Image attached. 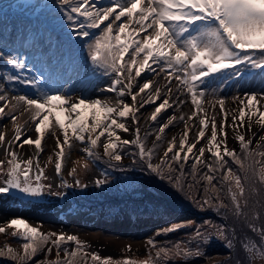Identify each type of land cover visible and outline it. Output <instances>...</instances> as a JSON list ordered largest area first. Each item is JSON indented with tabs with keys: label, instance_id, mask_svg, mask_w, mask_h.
I'll return each mask as SVG.
<instances>
[{
	"label": "snow or ice",
	"instance_id": "1",
	"mask_svg": "<svg viewBox=\"0 0 264 264\" xmlns=\"http://www.w3.org/2000/svg\"><path fill=\"white\" fill-rule=\"evenodd\" d=\"M89 5L90 0H53V7L61 14V20L67 21L69 38H88L85 45L87 59L94 69L102 70V75L112 77V83L100 91L114 93V96L92 98L84 95L83 91L74 95V87L65 90L63 85L52 89L40 75L25 79L7 77V80L19 82L35 91L31 96L14 93L9 97L6 89L0 88V113H10L15 125L13 140L7 141L4 147L5 160H0V176L5 177L0 181V194L15 192L25 198H39L47 189L50 195L63 196L61 192H52V185L43 182L48 177L39 164V154L43 152L42 141L45 133L50 132L55 138V174L61 177L60 188L87 187L79 178L69 184L62 177L65 149H71L73 141L84 145L82 151L87 154L82 164L84 170H87L90 158L100 159L99 148H103V155L109 158L110 164L113 161L119 164L123 159L121 149L131 146L137 149L132 154L138 156L152 173L167 179L182 192L186 191L184 168L191 159L192 170L189 175L192 183L187 184L188 198L194 200L201 209L205 206L213 209L221 218L227 217L229 213L237 218L246 217L244 208L249 207L250 198L264 189V135L253 133L251 139H246V132H251L253 125H258L264 131V90L260 94L254 91L246 93L247 104L240 97H234V101L239 100L241 106L233 110L225 108L224 98H203L209 91L214 95L217 89L208 86L216 80L223 83L229 78H239L240 65L264 72V0H107L106 4L99 6L92 0ZM105 21L108 23L105 24ZM89 29L99 31L90 32ZM49 40L51 42V37ZM0 60H5L12 69L20 72L33 71L26 58L19 55H6L0 50ZM145 71L155 73L157 77L163 73L165 84L155 86L156 81L151 77L142 83H135ZM208 77H212V80ZM173 80L176 81V93L190 96L192 108L188 114L169 116L159 124L155 142L148 148L146 140L151 133H145L141 138L137 114L145 105L160 100L162 95L165 98L149 117L153 123L167 107L188 103L187 100H180L179 95L172 96ZM150 88L151 91H146ZM126 96L130 97L131 103L125 101ZM252 101H257L260 107L257 108ZM81 109L90 112L85 115ZM25 113L29 114L25 124H30L37 133L35 139L31 136L23 138L21 126L16 125L17 114L23 116ZM176 120L184 122L183 135L179 141L176 137L168 141L159 163L153 164L151 161L159 146L158 142L162 141V134ZM194 121L198 123H190ZM130 124L135 125V138L122 139L119 131H131ZM193 128L196 129L195 136L189 141V133ZM228 128L234 132L240 154L227 145ZM245 128L246 132L240 131ZM201 140L205 143L197 148ZM254 140L255 149L251 147ZM14 143L15 148L20 149L25 145L34 146L37 150L35 164L31 156L22 158L13 147ZM4 144L5 136L0 132V146ZM206 153L208 158H205ZM48 160L51 162L52 157L49 156ZM229 160L239 166L243 177L233 170ZM173 163L179 167H173ZM198 165L207 171L201 174ZM76 172V167H73L68 175L75 176ZM175 172H179V175L173 177ZM213 181H217L218 186ZM201 182L202 193L193 197L190 190ZM106 183V175L104 179L95 181L96 187ZM223 195L230 199V204L224 202ZM257 203L260 202L256 201L251 206L252 220L258 219L260 215L255 210ZM221 209L226 211L221 212ZM193 223L185 222L188 225ZM210 224V221L204 222V225ZM246 224L259 235L261 241L259 246L247 238L240 241L248 254L249 264H255L257 258L264 262V226L257 227L247 219ZM183 226L176 224L158 230L157 235H166ZM7 227L15 229L12 233L14 237L21 232L22 227L23 254L7 245V251L0 249V256L7 255L17 264H29L38 253L45 251L49 243L52 247H47L46 255L54 247L56 259L47 261V264H88V257L95 264H135L127 258L113 262L111 257L102 258L96 253H88L87 245L76 235L55 232L45 234L20 218L12 219ZM201 227L203 225L196 227L194 233L190 234V240L177 241L171 247L156 248V241L150 239L148 243L155 249V256L149 255L141 264H167L169 260H187L199 256L198 241L208 240L209 236L222 239L229 249L234 247L236 232L226 223L211 225L214 231L207 235L201 231ZM4 232L5 228L0 227V233ZM69 242L74 244L72 249L61 247ZM194 242H197L196 247H189ZM37 264H45V261H37Z\"/></svg>",
	"mask_w": 264,
	"mask_h": 264
},
{
	"label": "rangeland",
	"instance_id": "2",
	"mask_svg": "<svg viewBox=\"0 0 264 264\" xmlns=\"http://www.w3.org/2000/svg\"><path fill=\"white\" fill-rule=\"evenodd\" d=\"M13 0H7L2 3V6H7L11 4ZM9 46H12L11 39H9ZM0 50H3L6 55L10 54L13 56L23 57L25 51L21 50L18 45V49L10 50L6 47L5 44L0 45ZM28 66L33 69V71H17L7 65L5 60H0V88L6 89V94L11 97L14 93H27L29 96L33 95L34 89L25 86L19 82L9 81L6 78L9 76H19L21 79H25L32 76L40 75L47 82V86L52 89H56L64 86L65 90L66 84L81 80L77 86H74L76 90L74 95H79L80 91L78 89H84L88 91L90 87H98V89L106 88L105 85H97L94 80H90V76L86 68L82 70L76 69L71 76L64 77L63 71L57 70V66L50 69L51 66L45 68V66L39 65V59L31 56H25ZM52 58L49 60L51 62ZM57 65L56 62H54ZM241 75L239 78H229L223 83L219 80H216L210 85L214 87L215 85L220 86L213 95L211 91L208 92L207 96L204 97V100H214L218 98L225 99V108L228 110L236 109L237 106H241L239 100L234 101V97H240L243 99L245 104L248 103L246 98V93L256 92L258 94L262 93L264 90V72H260L255 69L254 73L251 74L249 69L244 65H240ZM231 71V70H229ZM253 72V71H252ZM217 75V74H214ZM210 81L212 77H208ZM90 80L89 84L88 81ZM158 81V80H157ZM67 82V83H65ZM232 83L231 89H228V85ZM171 87L173 88L172 96L176 97L179 95L176 93V81L173 80ZM135 87L133 91H135ZM86 96L95 98V97H111L114 96V93L102 92L101 94H96L95 92H87ZM164 95L161 96L160 100L164 99ZM125 101L131 103L130 97H124ZM180 100H187L188 103H185L183 106H180L184 114H188L192 108L190 103V96L187 93L179 95ZM256 106L257 101L251 102ZM10 107V105H9ZM257 108L260 107L256 106ZM217 113H219V106H216ZM81 111H85L81 109ZM8 110L5 109V113ZM90 110L85 111V115H88ZM11 114L0 113V132L2 127L7 125L4 129L5 133H14L15 125L11 121ZM18 118L16 125L21 126L22 132L24 133L23 138L31 136L33 139L37 137V133L33 130L30 124H25V121L29 120V114L25 113L23 116L17 114ZM231 116H229L230 118ZM219 115L217 119L219 120ZM228 118V119H229ZM61 119L63 120V114H61ZM10 122V123H9ZM9 123V124H8ZM198 123V122H193ZM121 132V131H119ZM51 136L50 132L45 133V139L42 141V146L45 144V140ZM14 137V135H13ZM9 138V136H8ZM135 138V137H134ZM133 138V139H134ZM165 136L162 135V140ZM62 139V137H61ZM103 139V138H102ZM13 140V138H12ZM231 145L229 148L236 149L237 153L240 152V146L237 140L235 139L234 132L232 134ZM7 140L5 139V144L0 146V159L5 160L4 147H6ZM55 142V138H54ZM201 142H205L201 140ZM200 142V143H201ZM256 141H253L251 146L255 149ZM230 144V143H229ZM228 144V145H229ZM148 148H151V143L146 142ZM199 145V144H198ZM197 145V146H198ZM15 148V143L13 144ZM84 145L78 141H73V147L71 151H75L74 154L76 157H73L69 153L68 148L65 149V160L63 161L62 167V177L64 180H67L69 184H73L76 178H79L82 184H86V188H77V187H68L60 188L58 187L61 182V177L55 174V161L56 157L54 154V149L49 151L43 147V152L39 154V164L43 168L45 176L48 179L44 180L45 184H51L52 192H61L63 196L50 195L48 190L45 189L44 195L39 198H25L23 196L17 195L15 192L10 194H0V227L5 228L4 233H0V249H6V245L11 247L15 252L23 254L22 235L17 233L14 237L12 235L15 229H10L7 227V224L14 219L16 215H19L21 219H27V224L31 227L48 229L47 233H78L81 237H78L80 241L85 242L87 245L86 251L88 253H96L102 258L111 257L113 262L123 261L124 259H131L135 264H141L142 261L147 260L149 255L155 256V249L148 243L150 239L156 241V248L159 247H171L177 241H188L191 239L190 234L194 233V230L198 226L201 227V231L205 234L212 233L214 229L211 225L226 223L229 228H234V224L226 221V218H221L216 214L215 211L207 208L201 209L196 202H193L192 199L188 198L186 194L187 184L192 183V178L189 175L191 172L192 160L190 159L185 165L184 168V185L186 191L182 192L173 187L172 184L168 182L167 179H161L156 174L152 173L144 164L143 161L139 160L138 156H134L132 153L136 152L137 149L131 146H127V152L121 153L123 156L120 164L109 163V159H105L100 155V159L95 157L90 158V162L87 170H84L82 164L84 159L87 158V154L83 153ZM23 149L15 148V150L20 154L24 159H27L29 156L33 157L35 164V156L37 150L34 146L27 145ZM101 153L103 148L98 149ZM82 153V154H81ZM183 154V153H182ZM171 156V154H169ZM242 155V154H241ZM49 156L52 157V161L49 162ZM133 157V162L128 164H123V161L127 160L129 157ZM67 158V160H66ZM205 158H208L206 154ZM72 159V162H71ZM204 159V158H202ZM227 159V158H225ZM160 158L153 156L152 163H159ZM80 161V163H74ZM231 161V160H229ZM76 167L77 172L75 176H69L68 172L70 168ZM115 165V166H112ZM173 167L178 168L179 166L173 163ZM200 173L207 171L201 165L197 166ZM7 168V166H6ZM243 175V173L241 172ZM105 175L107 177V183L101 187H96L95 181L97 179H104ZM173 177L178 176L179 172L172 174ZM5 177L0 176L3 180ZM53 180H56L53 182ZM53 182V183H51ZM203 182H201V185ZM218 186V184H217ZM258 188L261 186L258 184ZM196 189H199L198 185L193 187L190 191L195 196ZM200 190V189H199ZM198 190V191H199ZM199 193V192H198ZM252 198L260 203L256 204V211L259 212V218L256 220L251 219V208H244V212L247 216L241 217V224L244 226L238 232V239L234 241V247L229 249L225 246V241L219 239L215 236H209L208 240H199L200 245L199 256H193L187 258V260L175 259L167 261V264H207L209 259H212V264H249V258L246 251L241 246L240 241L244 238H247L251 241H254L258 246L261 244L260 237L257 233L252 232L247 224L246 219L251 221L257 227L264 226V189ZM251 199V198H250ZM225 203L230 204V200H224ZM165 204L167 206V211H173L172 217L182 216L179 218L172 219L166 223V220L162 218H150L146 213H141V208H145L146 212L154 207L155 204ZM123 208L127 210L126 219L117 221L112 224L110 220H116L119 210ZM249 210V212H246ZM39 211V212H37ZM58 218H64L66 221H61ZM233 216V215H232ZM162 217H165L162 215ZM130 219L132 225H130ZM233 218H236L233 216ZM169 220V219H168ZM210 221V225H204L205 221ZM187 221H193L191 225L185 224ZM90 223L81 224V223ZM104 224H103V223ZM109 222L112 225L107 224ZM155 224L160 225L157 227ZM176 224H183L177 231H173L168 234L157 235L158 230L162 228H168ZM8 230V231H6ZM22 230V227H21ZM74 235V234H71ZM236 235V236H237ZM55 239V237H53ZM93 245H91V243ZM196 243L194 242L189 247L195 248ZM130 246V247H129ZM223 246V248H221ZM47 247H52L51 243ZM47 247L45 251L38 253L29 264H37V261H47L56 259V249L53 247L52 252L46 255ZM62 248L72 249L74 244L69 242L68 244H62ZM83 255V253H81ZM217 256L220 258L217 259ZM63 252H61V259H63ZM215 258V259H214ZM88 259V264H95L92 262L90 257ZM3 260H0L2 264ZM223 261V262H222ZM14 264H17L14 261ZM255 264H264L259 258L256 259Z\"/></svg>",
	"mask_w": 264,
	"mask_h": 264
},
{
	"label": "bare ground",
	"instance_id": "3",
	"mask_svg": "<svg viewBox=\"0 0 264 264\" xmlns=\"http://www.w3.org/2000/svg\"><path fill=\"white\" fill-rule=\"evenodd\" d=\"M151 90L152 89L150 88L147 91H151ZM138 100H139V97H138ZM160 102H161V100H157L155 103H149V104L145 105L143 108L140 109V112L137 114L139 119H140V124H139L140 130H141L140 136H141V138H143L145 136V133L150 132L151 134H149L147 136L146 142L151 143V147L153 146V143L155 142V136H156L157 128H158L159 124L165 122L169 116H172V115L179 116L182 113V110L178 105H174L173 107H167L166 110H163L159 114L157 121L155 123H153L150 121L149 117H150L152 111L154 110V108ZM256 106H258V104H256ZM238 107H240V106L238 105L237 108ZM246 111H247V109H246ZM228 120H229V123H231V117ZM130 128L132 130L129 132H123V131L119 132V135L122 137V139L132 140L135 137L134 136L135 125L130 124ZM183 131H184V122H181V121H175L174 122L173 121V123L170 124L168 126V128L165 129V132L162 134L163 136H165V138L161 142H158L159 146L155 150L154 157H156L158 159L162 156L163 151L167 147V142L170 141L173 137H176L177 141H179L180 137L183 135ZM240 131L246 132V128L241 129ZM195 132H196V129L193 128L192 131L189 133V137H188L189 141L194 139ZM227 132H228L227 145L230 143L228 145L230 147L231 141H232L231 139H232L233 130L231 128H228ZM253 133H256L259 135H264V131H262L258 125H253L251 132H246V139H251ZM204 143L205 142H201L197 146V148L204 145ZM43 147H45L44 150L47 149L48 152L53 150L55 147L54 137L50 136L48 138V140L46 139ZM25 149H27V145H26ZM193 151L195 152V149ZM206 154H205V156H206ZM81 224H89L90 225V223H84V222Z\"/></svg>",
	"mask_w": 264,
	"mask_h": 264
},
{
	"label": "trees",
	"instance_id": "4",
	"mask_svg": "<svg viewBox=\"0 0 264 264\" xmlns=\"http://www.w3.org/2000/svg\"><path fill=\"white\" fill-rule=\"evenodd\" d=\"M238 154H240V152H238ZM225 158H227V157H225ZM228 159V158H227ZM229 165L233 168V170L234 171H236L238 174H240L242 177H243V175L241 174V172H240V170H239V166L238 165H235V164H233L232 163V161H229ZM213 183L214 184H217V181H213ZM198 187H199V189H196V194H195V196L194 197H196L198 194H200V193H202V185L200 184V185H198ZM199 190V191H198ZM199 192V193H198ZM222 199H224V200H230L226 195H223L222 196ZM254 199L251 197V199L249 200V208H251V206H252V204L254 203ZM193 202H194V200L192 201V204H193ZM248 208V209H249ZM210 209V208H209ZM211 210H213V209H210V211ZM126 211V210H125ZM124 211V212H125ZM149 211H155V212H166L167 211V206L165 205V204H155L154 205V207L153 208H151L150 210H148L147 212H149ZM214 211V210H213ZM224 211H226L225 209H221V212H224ZM141 212H146V209L145 208H141ZM246 212H249V210H247ZM242 217V216H241ZM241 217H239V218H233V216H232V214L231 213H229L228 215H227V217H225L226 218V221L227 222H229V223H232V224H234V228H232V229H234L235 230V232H236V235L238 234V232H239V230L242 228V227H244L242 224H241ZM237 239H238V235H237ZM221 248H223V246H221ZM4 250V249H3ZM5 251V250H4ZM219 257L217 256V259H218ZM215 259V258H214ZM0 260H3L2 261V264H14V262H13V260L9 257V256H7V255H5V256H0ZM219 260H220V258H219ZM212 259L210 260L209 259V263H207V264H212ZM223 262V261H222ZM228 264H231V263H228Z\"/></svg>",
	"mask_w": 264,
	"mask_h": 264
}]
</instances>
